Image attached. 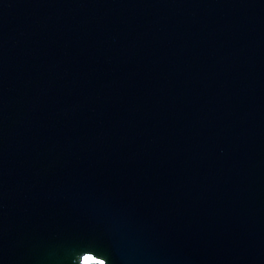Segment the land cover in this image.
Instances as JSON below:
<instances>
[{"label": "water", "instance_id": "water-1", "mask_svg": "<svg viewBox=\"0 0 264 264\" xmlns=\"http://www.w3.org/2000/svg\"><path fill=\"white\" fill-rule=\"evenodd\" d=\"M0 264H264V0H0Z\"/></svg>", "mask_w": 264, "mask_h": 264}]
</instances>
